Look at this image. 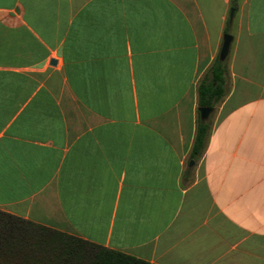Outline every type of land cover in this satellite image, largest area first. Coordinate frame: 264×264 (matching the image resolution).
I'll use <instances>...</instances> for the list:
<instances>
[{"label":"crops","instance_id":"0c3cea01","mask_svg":"<svg viewBox=\"0 0 264 264\" xmlns=\"http://www.w3.org/2000/svg\"><path fill=\"white\" fill-rule=\"evenodd\" d=\"M0 211L149 264H264V0H0Z\"/></svg>","mask_w":264,"mask_h":264},{"label":"trees","instance_id":"16d2710c","mask_svg":"<svg viewBox=\"0 0 264 264\" xmlns=\"http://www.w3.org/2000/svg\"><path fill=\"white\" fill-rule=\"evenodd\" d=\"M236 0H232L235 9ZM227 64L218 58L211 64L198 89L199 107L214 109L226 96ZM210 119L198 118L190 159L198 160L205 148L210 131ZM68 237L48 228L0 211V264H72L74 252H92L90 264H149L109 249L69 239L67 243H51L52 237Z\"/></svg>","mask_w":264,"mask_h":264},{"label":"water","instance_id":"95a60500","mask_svg":"<svg viewBox=\"0 0 264 264\" xmlns=\"http://www.w3.org/2000/svg\"><path fill=\"white\" fill-rule=\"evenodd\" d=\"M232 17H233V10L230 11V14H229V22H231ZM231 41H232L231 35L225 34L223 36V41H222L221 49H220L219 55H218V59L220 61H225L227 59ZM212 111H213L212 108L199 107L198 108L199 118L201 120L208 119L209 118V115L212 113ZM192 164H193V162L191 161L190 162V165H192Z\"/></svg>","mask_w":264,"mask_h":264}]
</instances>
